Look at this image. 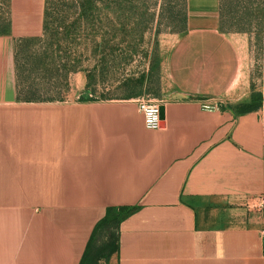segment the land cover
Masks as SVG:
<instances>
[{
  "label": "crops",
  "instance_id": "0c3cea01",
  "mask_svg": "<svg viewBox=\"0 0 264 264\" xmlns=\"http://www.w3.org/2000/svg\"><path fill=\"white\" fill-rule=\"evenodd\" d=\"M45 7L0 0V264H264V109H204L240 79L219 0L188 10L159 130L136 99L20 97L16 44Z\"/></svg>",
  "mask_w": 264,
  "mask_h": 264
},
{
  "label": "rangeland",
  "instance_id": "374dc122",
  "mask_svg": "<svg viewBox=\"0 0 264 264\" xmlns=\"http://www.w3.org/2000/svg\"><path fill=\"white\" fill-rule=\"evenodd\" d=\"M214 0H46L44 31L16 44L20 97L32 102L166 100L167 58L192 5ZM221 29L240 54L225 96L239 112L264 109V0H219ZM115 226L108 228L115 237Z\"/></svg>",
  "mask_w": 264,
  "mask_h": 264
},
{
  "label": "built area",
  "instance_id": "2783aa9c",
  "mask_svg": "<svg viewBox=\"0 0 264 264\" xmlns=\"http://www.w3.org/2000/svg\"><path fill=\"white\" fill-rule=\"evenodd\" d=\"M165 100H154L149 97H143L137 100V107L139 112L144 117L145 126L150 130H159L162 126V108L165 107ZM226 104L221 102L220 104L207 103L204 105V109L208 111L219 110L225 108ZM259 207L264 214V196L259 199ZM262 236L264 237V229L262 230Z\"/></svg>",
  "mask_w": 264,
  "mask_h": 264
},
{
  "label": "trees",
  "instance_id": "16d2710c",
  "mask_svg": "<svg viewBox=\"0 0 264 264\" xmlns=\"http://www.w3.org/2000/svg\"><path fill=\"white\" fill-rule=\"evenodd\" d=\"M45 15H46V7H45ZM85 100H87V99H85ZM88 100H92V99H88ZM246 112H251V110L250 111H245V112H240V113H246ZM130 212H131V210L128 209V208H122L121 209V214L119 216V220L123 219L126 215L130 214ZM119 220L115 217V215H113L110 211H108V213L105 216V218L97 224L96 230L99 229L101 226L117 224ZM111 246H112V249H114L116 247L115 243H112ZM86 260H87V258H83V261H82L81 264H84L86 262Z\"/></svg>",
  "mask_w": 264,
  "mask_h": 264
},
{
  "label": "water",
  "instance_id": "95a60500",
  "mask_svg": "<svg viewBox=\"0 0 264 264\" xmlns=\"http://www.w3.org/2000/svg\"><path fill=\"white\" fill-rule=\"evenodd\" d=\"M163 110H164V108H162V120H164Z\"/></svg>",
  "mask_w": 264,
  "mask_h": 264
}]
</instances>
